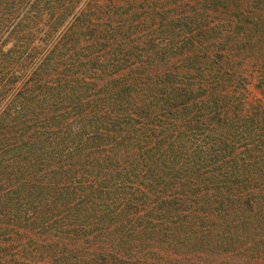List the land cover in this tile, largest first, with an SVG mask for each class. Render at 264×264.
Listing matches in <instances>:
<instances>
[{
    "label": "trees",
    "instance_id": "trees-1",
    "mask_svg": "<svg viewBox=\"0 0 264 264\" xmlns=\"http://www.w3.org/2000/svg\"><path fill=\"white\" fill-rule=\"evenodd\" d=\"M79 1L0 0V264H264V52Z\"/></svg>",
    "mask_w": 264,
    "mask_h": 264
},
{
    "label": "rangeland",
    "instance_id": "rangeland-1",
    "mask_svg": "<svg viewBox=\"0 0 264 264\" xmlns=\"http://www.w3.org/2000/svg\"><path fill=\"white\" fill-rule=\"evenodd\" d=\"M67 1L71 2V0ZM90 1L80 0L78 5L72 10L70 18L73 19L75 16L77 18L82 13H85V8ZM120 1L121 3L123 2V0ZM120 1L117 3H120ZM128 7H134L131 13L135 16V29L139 27L138 23L142 18L153 17V15L147 16L145 14L148 11L146 8L153 11L165 9L168 13L180 16L181 18L192 12H201L205 16L204 21L206 20V25L211 24L217 29L215 35L226 38V41L222 44V49H227L236 59L247 51L254 53L264 52V0H131L128 3ZM143 7L146 8L143 9ZM26 8L27 5L23 4L17 12V17L22 18L27 11ZM10 18L6 17V13L3 16L0 14V28L2 29L0 34H5V31L11 25L13 26L17 23L16 16L13 19L12 17ZM155 39L157 40L153 46L154 51L161 47V42H158L159 38ZM183 39L182 36L175 40L174 47L171 48L172 53H176L177 49L184 46ZM221 39L219 38V41ZM37 44L34 43V45ZM249 62H245L244 66L249 64ZM39 64L40 61L35 55L34 65L37 66ZM261 98V93L252 86L247 97V102L249 104L255 103ZM37 242H34L30 246L29 244L31 243H27L28 252L25 256L27 261L33 260L34 256H36L34 263L42 261V251L45 249V245L41 240H37ZM47 264H52V262H48Z\"/></svg>",
    "mask_w": 264,
    "mask_h": 264
}]
</instances>
